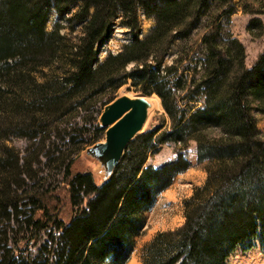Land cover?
<instances>
[{"label":"trees","instance_id":"trees-1","mask_svg":"<svg viewBox=\"0 0 264 264\" xmlns=\"http://www.w3.org/2000/svg\"><path fill=\"white\" fill-rule=\"evenodd\" d=\"M75 1L73 18L84 21L78 41L56 26L46 31L48 9L62 16ZM236 7L233 0H0V152L10 135L38 138L50 121L95 94L114 93L129 78L142 93L157 94L169 118L167 128L160 131L161 123L130 140L98 184L90 172L72 173L66 163L72 205L86 201L67 222L32 211L23 213V230L13 229L10 221L22 212L11 183L21 179L17 161L0 156V264H124L144 225L140 214L189 167L183 151L190 141L205 181L184 200L183 224L145 245L143 263L226 264L237 245L253 237L264 243V134L253 116L254 110L264 115V51L245 65L244 46L227 27ZM138 9L154 21L148 32L92 67L94 46L113 18L121 12V23L136 29ZM240 9L252 15L247 32L260 36L264 0H241ZM177 40L178 56L165 65ZM164 143L179 145L175 159L146 164ZM48 225L57 230L50 246L34 257L15 253L11 232L35 236Z\"/></svg>","mask_w":264,"mask_h":264},{"label":"rangeland","instance_id":"rangeland-1","mask_svg":"<svg viewBox=\"0 0 264 264\" xmlns=\"http://www.w3.org/2000/svg\"><path fill=\"white\" fill-rule=\"evenodd\" d=\"M233 1L237 7L229 15L227 27L230 33L244 46V62L247 67H250L257 56L264 51V16L258 15L263 22V32L260 36L254 37L246 30L247 22L252 15L241 11V0ZM79 5L80 1L71 3L62 16L50 7L45 19V30L50 31L56 26L70 42H77L84 23V21H75L73 18ZM121 19L122 13L118 12L109 25L108 34L95 44L96 57L92 67L99 64L108 54L119 52L121 46L134 37L143 38L154 23L151 17H147L143 13L142 9H138V27L136 29L125 26L121 23ZM195 37L196 35H193L191 40H194ZM185 43L190 44L191 41ZM180 44V41L177 40L170 47L164 56L165 65L171 64L173 59L178 56ZM186 63L183 62L184 65ZM132 65L129 64L128 67L130 68ZM123 94L131 97L141 94L146 100L150 97L158 100V104L154 108L149 109L148 107L146 121L139 133L151 130L161 123L163 126L160 131L168 127L169 118L157 94L142 93L136 89L129 78L114 93L95 94L86 98L80 108L73 109L50 121L39 133L38 138L29 139L23 135H10L2 142L3 151L0 152V156L10 157L17 161V178L21 179L18 185L14 182L11 183V189L15 190L13 193L17 196V210L22 212L17 215V222L15 217L14 221H10L13 229L21 228L20 230H23L25 227L23 213L27 215L34 211L32 212L33 217L49 214L67 222L78 209L84 207L85 197L78 206H73L71 203L69 176L67 177L65 172V165L70 160L72 173L90 172L96 184L102 181L101 166L95 159L86 155L85 149L104 139L105 128L101 131L97 129V127H102L98 118L103 110V103L112 97L116 98ZM147 101L150 105L149 100ZM253 116L256 121V130L260 135H263L264 115L254 110ZM97 136L99 138L96 140ZM178 146L174 143L159 145L156 153H149L145 163L161 165L175 159V150ZM183 155L189 160V167L176 174L169 186L156 196L153 205L140 214L144 225L139 234L132 238L133 244L124 264H144L142 250L155 234L173 230L183 224L185 219L183 202L192 195L195 187L203 185L206 178L203 164L197 162L193 141L189 142ZM31 199L38 201L37 205H40L41 208L37 209V206L31 203ZM26 202L29 204L25 205ZM35 232V236L29 232L10 233L12 237L10 244L13 247L18 246L14 249L15 253L22 251L24 254L34 257L40 254L39 251L43 246H50V238L57 234V230L49 225ZM248 243H250V247H247ZM251 256H254L252 259H261V264H264V243L259 237H253L237 245L227 257L226 264H244ZM99 264H112V262L108 259Z\"/></svg>","mask_w":264,"mask_h":264},{"label":"water","instance_id":"water-1","mask_svg":"<svg viewBox=\"0 0 264 264\" xmlns=\"http://www.w3.org/2000/svg\"><path fill=\"white\" fill-rule=\"evenodd\" d=\"M148 107V101L141 94L120 95L103 107L98 120L105 128L104 139L85 149L86 155L101 166L103 178L111 175L127 144L141 131Z\"/></svg>","mask_w":264,"mask_h":264},{"label":"bare ground","instance_id":"bare-ground-1","mask_svg":"<svg viewBox=\"0 0 264 264\" xmlns=\"http://www.w3.org/2000/svg\"><path fill=\"white\" fill-rule=\"evenodd\" d=\"M131 97V96H130ZM147 100H149V102L151 103L150 105H149V109H152V108H154L157 104H158V100H157V98L155 99V98H153V97H150V98H147ZM252 257H254V256H251V258L250 259H252ZM249 259V260H250ZM246 260L245 261V263L244 264H261V259H259L258 260V258H254V259H252V260Z\"/></svg>","mask_w":264,"mask_h":264},{"label":"crops","instance_id":"crops-1","mask_svg":"<svg viewBox=\"0 0 264 264\" xmlns=\"http://www.w3.org/2000/svg\"><path fill=\"white\" fill-rule=\"evenodd\" d=\"M175 157H176V155H175ZM172 160H174V159H171L170 161H172ZM188 160V159H187ZM169 161V162H170ZM189 161V160H188ZM167 163V162H166ZM164 164V163H163ZM153 165V164H152ZM162 165V164H161ZM153 166H159V165H153ZM180 173V172H179ZM179 173H177V174H179Z\"/></svg>","mask_w":264,"mask_h":264}]
</instances>
